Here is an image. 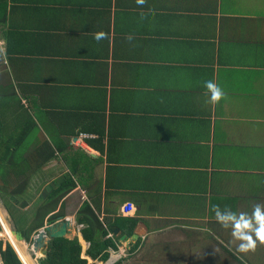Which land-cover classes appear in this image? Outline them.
I'll return each mask as SVG.
<instances>
[{"label": "crops", "instance_id": "1", "mask_svg": "<svg viewBox=\"0 0 264 264\" xmlns=\"http://www.w3.org/2000/svg\"><path fill=\"white\" fill-rule=\"evenodd\" d=\"M0 130V153H55L31 172L37 198L14 205L74 180L54 214L64 204L87 264L142 249L164 264H264V245L237 252L211 211L264 205V0H0ZM85 206L117 242L106 263L87 256Z\"/></svg>", "mask_w": 264, "mask_h": 264}, {"label": "trees", "instance_id": "2", "mask_svg": "<svg viewBox=\"0 0 264 264\" xmlns=\"http://www.w3.org/2000/svg\"><path fill=\"white\" fill-rule=\"evenodd\" d=\"M1 130H0V139H1ZM22 135V141L24 139V133ZM19 143V144H18ZM15 146V150H12L13 146L9 144L5 145V151L1 149L0 153V177H6L7 174L1 170L3 166H5L7 171L11 174H15L20 179L26 181V183H21L19 186L15 185L14 190H10L8 194L7 202L12 204L10 201L11 197H14L16 201L21 202L25 200V195L28 191V185L31 180V176L36 172L42 169V166L50 162L54 157V151H49L41 154L40 152H33L32 160L27 158L24 159V150L20 153L19 157L12 158L11 155L14 151H16V147L19 146V150L22 147V142H18ZM1 146V145H0ZM1 148V147H0ZM18 158V159H17ZM19 161V162H16ZM19 179V180H20ZM17 180V181H19ZM1 186V185H0ZM76 184L72 178L68 179L66 182L62 184L60 188L54 190L48 199L44 202L37 205L35 207L33 216L31 217H23V215L19 216L14 214L15 217L20 219L27 218L26 223L33 220V222L25 228V230L18 229L24 235V238L27 242H31V236L33 232L39 230L45 224V219L54 212L58 206L61 199L67 194L68 191H71L75 188ZM9 189L8 187H4ZM3 189H0L1 198L5 199L6 195L3 193ZM23 198V199H21ZM7 204V203H6ZM8 205V204H7ZM64 207V204L62 205ZM11 209V208H10ZM63 215V213H58L51 216L48 221L49 224H53L58 220V217ZM129 222H132L131 227L135 226V219H128ZM79 224H83L87 226L83 229L82 234L84 238L90 243V247L87 251V256H89L94 261H100L106 263L109 259V250L114 249L118 250L117 242L113 239L107 238L108 230L104 227V225L99 220L98 216L94 213L91 207L85 206L78 216ZM2 227L0 225V231ZM131 230V231H130ZM126 231L128 234L132 233V229ZM139 244L134 247L133 250L137 249ZM0 253L2 257L3 264H24L20 259L19 255L13 248V246L7 242L5 247L3 246V242L0 241ZM26 261L28 264H34L32 259L26 254V250L24 251ZM81 254V246L77 241H70L69 239L57 238L53 239L49 245V255L46 259L42 261L43 264H87L86 260L80 258ZM32 261V263H31ZM118 264V263H117ZM120 264V263H119Z\"/></svg>", "mask_w": 264, "mask_h": 264}, {"label": "clouds", "instance_id": "3", "mask_svg": "<svg viewBox=\"0 0 264 264\" xmlns=\"http://www.w3.org/2000/svg\"><path fill=\"white\" fill-rule=\"evenodd\" d=\"M145 2L146 0H136L137 5H141V6L144 5ZM144 16L145 14L141 13L142 19L144 18ZM108 37L109 34L103 30L93 33V38L98 43L101 40L107 39ZM126 39L128 41H131L132 36L131 35L126 36ZM204 87L206 88L207 93L210 94L208 101L209 103L219 104L222 100L226 99L225 91L214 81L212 80L205 81ZM252 208L253 210L251 214H249L246 212L232 211L230 206L227 205L224 207V209H221L219 205H211V211L215 214V220L217 221V223H219L220 226L224 229H231L232 240L239 241V243L236 245V251L239 253L247 254L249 252H255L258 247V244L264 245V205L257 203L254 204ZM44 227L45 226H43V228ZM40 229H42V227ZM39 230L35 232H37L38 234ZM2 231L6 233L3 228L0 232ZM35 236L37 235H34V237ZM32 241L33 238L31 239L30 243H32ZM7 242L10 243L9 239ZM26 242L27 241L25 240V243ZM29 246L32 247V244H29Z\"/></svg>", "mask_w": 264, "mask_h": 264}, {"label": "rangeland", "instance_id": "4", "mask_svg": "<svg viewBox=\"0 0 264 264\" xmlns=\"http://www.w3.org/2000/svg\"><path fill=\"white\" fill-rule=\"evenodd\" d=\"M10 146H13L12 150H15V144H12ZM25 146H27V144L23 143L22 147L20 148V150H19V146L16 147L17 150L12 153L13 154V155H11L12 158L15 159V157H19L20 154H21L20 152L24 149ZM16 162H19V161H16ZM6 169L7 168L5 166H3L1 168V170L3 172H5V174H7V176L6 177H0V185H1L0 189H3L4 190L3 193L6 195L5 199L1 198V196H0V208L6 214L5 220H6L7 224H8V226L10 227V230L11 231L12 230L19 231L18 229H21L23 231V230H25V228H27L33 222V220H31V221L26 223L27 218L20 219L18 217H15L14 214L19 215V216L23 215V217H31L32 216V214H33L35 209L34 208H30V210H27V209H29L28 206H30V202L32 203V201H34L35 198H37V196H35L34 193H33L34 188H35L34 185H35L36 182L35 183L34 182L32 183V181L29 182L28 186H29L30 189H29V191H27V194L25 195V199L29 200V202L27 201L28 204H29L28 206H26L25 208H22L21 204H19L18 206L14 205L12 197L10 199L12 204H10L6 200L8 198V194L10 193L9 191L10 190L11 191L14 190L15 185L19 186L21 183H23V184L26 183V181L23 180V179H20L15 174H11L10 175V173ZM46 177H47V175L39 176V177H37V180L38 181H43L44 179H46ZM17 180H19V181H17ZM26 185H27V183H26ZM4 187H8L9 189H6ZM37 190H38V188H36L35 194H36ZM41 194L42 193H40V195ZM21 199H23V198H21ZM37 203L38 202H35V204H37ZM34 205H32V206L34 207ZM4 207L7 208V210L9 211L8 212L9 215L6 213V209ZM34 235H35V233L32 234L31 239L34 237ZM0 241L3 242V246L5 247L6 242L8 240L6 239V237L0 235ZM29 244H32V243L27 242V245L24 243V246L26 248V254L29 256L28 252L30 253L29 257L32 259L34 264H39L38 263L39 259H41V261L46 259V258H41L42 257L41 254L34 253L32 247L29 246ZM27 247H29V250L27 249ZM147 254H148V252H146L145 249H142L141 251H138V252L134 253L133 255H131V253H129L126 256L123 255L122 257H120V259L118 257L117 258H118L120 264H164V262H162V261L159 262V258L158 257H153L152 254L151 255H147ZM32 256H33V258H32ZM1 258L2 257H1V253H0V264H3ZM189 258L190 257H188V259ZM200 258L201 257H199V258L198 257H191V260L196 259L197 260L196 264H198V261H199ZM217 258L218 257L216 255L215 256L213 255L212 257H210V259H214L215 261H217ZM229 261L231 263L235 264L234 260H232V259H227L225 262L224 261H222V262H224L225 264H228ZM175 264H178V263H175Z\"/></svg>", "mask_w": 264, "mask_h": 264}, {"label": "water", "instance_id": "5", "mask_svg": "<svg viewBox=\"0 0 264 264\" xmlns=\"http://www.w3.org/2000/svg\"><path fill=\"white\" fill-rule=\"evenodd\" d=\"M69 176L64 174L58 177L54 182L48 183L43 182L39 185L37 193H42V197L46 199L49 194H51L55 189L59 188ZM12 200L15 204H18L16 199L12 197ZM28 204L25 202L21 205L22 208H25ZM4 234V237H10L4 232H0ZM113 235H118V233L112 229ZM12 237L16 238L18 241L25 243L24 235L21 231L12 230ZM76 233L74 232L72 221L70 219H64V217H59L58 221L54 224H50L45 226L43 229L38 231L37 236L33 237L32 241V249L34 253L41 254V258H47L49 255L48 245L52 239L64 238V239H74ZM128 239L127 237H123V240ZM138 236L134 235L132 240H137ZM10 243L14 246L13 241L9 238ZM14 249L17 251L16 247ZM19 255V253H17ZM20 257V255H19ZM21 258V257H20ZM22 260V258H21ZM23 261V260H22ZM24 263V261H23ZM39 264H43L41 259L38 261ZM25 264V263H24Z\"/></svg>", "mask_w": 264, "mask_h": 264}, {"label": "bare ground", "instance_id": "6", "mask_svg": "<svg viewBox=\"0 0 264 264\" xmlns=\"http://www.w3.org/2000/svg\"><path fill=\"white\" fill-rule=\"evenodd\" d=\"M0 218H1V220L3 221V223H4L5 227H6V230H7L8 234H9V236H10L9 238H11V240H13L14 246L16 247V249H17V251H18L17 253H19V255H20V257L22 258V260L24 261V263H25V264H28V262L26 261L25 254H24V251L26 250V248H25V246H24V243L18 241V240H17L16 238H14V237H12L11 230H10V228L8 227V225H7V223H6V221H5L4 217H3V215L1 214V212H0ZM0 235L4 236L3 233H0ZM9 238L6 237L7 240H8ZM174 248H175V247H174ZM31 263H32V261H31Z\"/></svg>", "mask_w": 264, "mask_h": 264}, {"label": "built area", "instance_id": "7", "mask_svg": "<svg viewBox=\"0 0 264 264\" xmlns=\"http://www.w3.org/2000/svg\"><path fill=\"white\" fill-rule=\"evenodd\" d=\"M83 136H86V135H82V137ZM133 206L132 205H127L126 207H124V211L126 212V213H129V212H131L132 210H133ZM0 223H1V225H2V228L4 229V231L8 234V232H7V230H6V227H5V225H4V223H3V221L1 220V218H0Z\"/></svg>", "mask_w": 264, "mask_h": 264}, {"label": "flooded vegetation", "instance_id": "8", "mask_svg": "<svg viewBox=\"0 0 264 264\" xmlns=\"http://www.w3.org/2000/svg\"><path fill=\"white\" fill-rule=\"evenodd\" d=\"M55 180H56V179H55ZM55 180H53L52 182H54ZM44 182H46V181H44ZM61 186H62V185H61ZM61 186H60V187H61ZM60 187H59V188H60ZM55 190H56V189H55ZM59 203H60V202H59ZM62 205H63V204H62ZM57 209H58V208H57ZM57 209H56V210H57ZM56 210H55L54 212H56ZM54 212L51 213L50 217L53 216V215H55V214H58V213H63V215H64V207L61 206V209H60V211H59L58 213L53 214ZM60 217H62V215H60Z\"/></svg>", "mask_w": 264, "mask_h": 264}]
</instances>
